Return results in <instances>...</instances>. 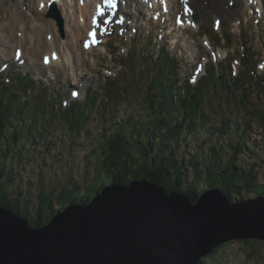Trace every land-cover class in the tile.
Segmentation results:
<instances>
[{"label":"trees","instance_id":"obj_1","mask_svg":"<svg viewBox=\"0 0 264 264\" xmlns=\"http://www.w3.org/2000/svg\"><path fill=\"white\" fill-rule=\"evenodd\" d=\"M160 56L149 68L152 78L145 92L150 111L143 119L131 114L116 120L119 126L108 135L100 115L102 135L96 138V145L102 157H92L96 148L80 156L78 164L82 163L86 172L81 182L75 181L76 169L71 164L73 153L85 150L88 140H95L88 125L93 112H99L92 87L87 86L83 99L65 108L60 104L55 111L54 98L38 100L40 95L51 93L29 89L30 95L23 96L20 89L0 82V205L41 225L67 204H84L110 184L127 185L143 178L168 192H182L192 203L209 189L220 190L235 203L264 196V111L253 99L250 101V85L242 87L238 96L223 81L222 90L211 86L219 98L212 95L208 99L207 85L200 83L194 92L186 88L187 94H176L169 83L175 60ZM29 85L34 86L33 81L26 83ZM260 88L264 90V85ZM250 121L262 128L260 142L251 140ZM56 133L60 140H55ZM260 149L262 153H256ZM45 164L56 168L48 180L49 187L42 186L40 170L35 182H22V177L28 178L22 175L26 165L33 168ZM93 169L95 175L89 179L88 171ZM29 173H33L31 168ZM36 183L39 186H33ZM16 189L17 195L11 198ZM20 196H25L24 206ZM238 241L264 245L256 239ZM229 242L215 247L214 254L226 256Z\"/></svg>","mask_w":264,"mask_h":264},{"label":"rangeland","instance_id":"obj_2","mask_svg":"<svg viewBox=\"0 0 264 264\" xmlns=\"http://www.w3.org/2000/svg\"><path fill=\"white\" fill-rule=\"evenodd\" d=\"M261 1L264 4V1ZM77 2L78 0H62L60 5L57 6L64 20L63 33H60L55 20L46 15L47 8L42 9L37 0H0V34H3L5 37V40L0 39V65L7 60L11 63H19L21 66H18L22 67L24 71L30 72L35 80L39 77L47 79L48 82V80L59 76L58 81L54 79L56 82L52 80L51 83H55L56 86L59 84V89L63 92L62 98L67 97L68 90L74 84H76L77 91H80V93H83L85 85H92V88L98 92L101 99L107 98L109 92L116 93V98H109L108 103L102 111V113H105L103 119L106 127L105 134L108 135L115 129L116 119L124 115L128 116L132 112L145 117L150 111L144 89L146 84L143 78L145 75H148V72H146V62L142 53L137 54V52H134L133 57H129L127 50L130 47V42L127 37L122 36V34H126L127 32L122 27H114L110 21L102 22L96 41L90 45L84 38L89 37V30L83 26L77 27L72 23L74 11L71 6L76 8L77 14L80 13V10L76 7ZM175 2L178 13L185 16L187 13L185 12L183 3L180 1ZM211 2L212 0H207V4ZM215 4L217 8H214V10L217 14L211 15L209 8L200 14L195 13L198 15L200 23H194L192 16H190L191 26L183 30H173L171 33L165 27L171 21L170 18H160L159 21L151 20L148 13L147 16L145 15L146 10L143 5L139 9L140 15H138L137 11L133 12L134 16L132 15L131 18L134 22L137 19L141 21L140 31L144 33L143 35L150 32L151 34L160 36L162 39L166 38L171 51L178 56L181 54L185 55L187 62L190 63L187 64L192 68H189L186 73H184L185 66H181L178 75V88L184 84L185 75L186 77L190 76L191 81H195V77L199 75L201 67H209V63L213 62L218 72L227 70L228 77L238 82L239 80L250 82L252 78L258 79L260 75H264V69H261L264 68V15L259 19V22L255 20L258 17L251 15V11L246 6L245 0H239L238 3H236V0H224L223 4L216 1ZM48 6L49 4L46 7ZM12 13H16L27 28L30 27L27 19L34 22L35 18L38 24H43L42 27L47 33V43H50V35L55 40L56 51L59 54L57 63L49 65V57L42 56L39 52L37 53L38 55L26 53L28 47L34 49L31 42L23 45V57L15 56L16 54L12 48L18 46V44L16 40H8L11 31L9 20L12 17ZM180 15L177 16L180 17ZM213 16H215V21L218 24L216 26L217 29L213 28V23L210 20ZM150 23L154 26L149 27ZM127 31L130 32L129 30ZM78 35L80 37L74 46L71 42ZM205 39H207V43L204 41ZM154 41V37L148 40L147 44L150 46H145L147 52L153 48ZM13 43H15L14 46ZM86 44L88 45L87 47L85 46ZM136 45H140V39L136 41ZM45 49L49 50V48ZM46 59L47 62H45ZM255 59L258 60L256 65ZM129 63H132V66ZM254 66L255 70L252 69ZM236 74H238V78ZM8 78L10 81V77ZM243 84L246 86L245 81H243ZM249 90L250 101L254 98L264 108V91L261 93L259 91L260 88L255 87L254 84H250ZM53 108L55 109L56 106L53 105ZM99 118L100 112L93 114V117H90L89 121L92 126H98V129H94L91 134L92 137H95V140L93 138L92 140H88L85 150L73 153V168L76 169L75 173L79 174L76 177L79 181L82 180V175H80L82 168L81 164H78L80 156L90 152L92 148H96L97 154L92 155V157H102L100 149L96 145V138L102 135L100 132L101 128H99L101 125L98 124ZM251 128L253 129L251 137L260 138L261 130L256 129L259 133L255 134V127L251 126ZM54 146V152H56L58 147L56 144ZM262 151L263 149L260 150V152ZM25 167L27 169L22 175H28V178L22 177L23 183L25 181L35 182L40 170L43 177L42 186L47 185L46 187H49L48 180L51 175H54V167H49L46 164L43 166L37 165L31 168L33 173L29 174L30 166L26 165ZM94 174L95 172L90 171L89 177ZM54 178H57V176H54ZM37 183L33 184V186H39ZM17 192V189L11 192L13 194L11 198H14ZM24 197L20 196V203L23 206L25 205ZM261 243L257 242L250 246L238 240H233L226 245V248H228L225 251L226 256L219 253L218 255L214 254V249H212L207 254L201 256L200 262L211 258L213 260L210 262L206 260L204 261L205 264H264V245Z\"/></svg>","mask_w":264,"mask_h":264},{"label":"water","instance_id":"obj_3","mask_svg":"<svg viewBox=\"0 0 264 264\" xmlns=\"http://www.w3.org/2000/svg\"><path fill=\"white\" fill-rule=\"evenodd\" d=\"M49 14L62 30L58 10ZM232 239L264 242V196L233 203L209 189L192 203L143 178L71 202L41 225L0 205V264H198Z\"/></svg>","mask_w":264,"mask_h":264},{"label":"bare ground","instance_id":"obj_4","mask_svg":"<svg viewBox=\"0 0 264 264\" xmlns=\"http://www.w3.org/2000/svg\"><path fill=\"white\" fill-rule=\"evenodd\" d=\"M49 0H37V2L40 4L42 9H45L47 4H48ZM89 0H85L84 4H85V9L86 12H82L81 15L78 16V19L76 17V11L73 12L74 14V19L73 22L74 24H76L77 22L80 21H84L85 22V27H87V25L89 24L90 21V16H91V11L92 8L94 7V0L91 1V3L88 2ZM145 2V4L147 5L148 9L150 11H152L154 14H156L159 11H163L165 14V17H170L171 19H175L177 21H181L180 23H178L179 29H185L188 26H191L190 24V16H191V12L193 10L198 11V12H203V10L205 9V6L202 2H193L192 0H181L182 2H184L183 4H188L189 8L186 11V15H180L177 12V15H180V17H176L175 18V14H176V0H143ZM56 5L58 4V1L55 0ZM60 3V2H59ZM141 6H137L134 8L135 10H139L141 9ZM87 9H90V11ZM147 9V8H146ZM87 15L89 16V18H87ZM34 22L30 19H27L28 24H30V27H26L25 24L22 22V20L18 17V15L16 13H12V17L9 20V25H10V34L8 36V40H12L17 42L18 47L16 48H12L15 52L18 53V55L23 56L24 55V50L23 45L24 44H28V43H33L32 48L28 47L26 53H28L29 55L35 53L36 55H38L37 53L39 52L42 56H48L49 57V61L50 64H55L58 62L57 59V52L55 49V44L53 40H50V44L47 43L46 41V31L45 29L42 27V25L37 23V20L34 18ZM79 20V21H78ZM89 20V22H88ZM79 31V30H78ZM90 31V30H89ZM173 31V30H172ZM80 35L76 36L73 40H72V44L75 46L77 44V41L79 39ZM86 41H88V43L91 45L93 43V38L89 37L86 38L84 37ZM0 39L1 40H5V37L3 36V34H0ZM43 41V43H42ZM207 43V39L204 40ZM12 45V42H11ZM15 45V43H13V46ZM54 47V48H53ZM45 48H49V50L45 49ZM17 50V51H16ZM183 115H185L183 113ZM235 239L229 240V241H233Z\"/></svg>","mask_w":264,"mask_h":264},{"label":"snow or ice","instance_id":"obj_5","mask_svg":"<svg viewBox=\"0 0 264 264\" xmlns=\"http://www.w3.org/2000/svg\"><path fill=\"white\" fill-rule=\"evenodd\" d=\"M110 3H111V6H115V4L114 3H112V0H110ZM94 35V34H93ZM93 42H95L94 40H93ZM86 47L88 46L87 44L85 45ZM45 62H47V59L45 60Z\"/></svg>","mask_w":264,"mask_h":264}]
</instances>
